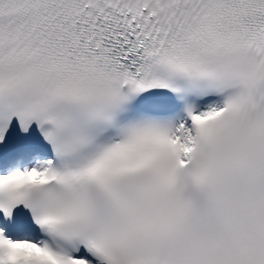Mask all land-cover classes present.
Here are the masks:
<instances>
[{
	"label": "snow or ice",
	"instance_id": "6c2138e0",
	"mask_svg": "<svg viewBox=\"0 0 264 264\" xmlns=\"http://www.w3.org/2000/svg\"><path fill=\"white\" fill-rule=\"evenodd\" d=\"M0 264H264V0H0Z\"/></svg>",
	"mask_w": 264,
	"mask_h": 264
}]
</instances>
